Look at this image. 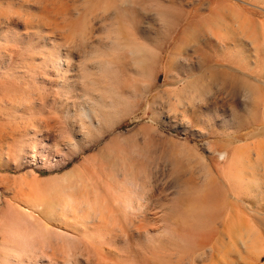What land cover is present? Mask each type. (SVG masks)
Returning a JSON list of instances; mask_svg holds the SVG:
<instances>
[{"label": "rangeland", "instance_id": "1", "mask_svg": "<svg viewBox=\"0 0 264 264\" xmlns=\"http://www.w3.org/2000/svg\"><path fill=\"white\" fill-rule=\"evenodd\" d=\"M144 3L0 0V264H264V0Z\"/></svg>", "mask_w": 264, "mask_h": 264}, {"label": "clouds", "instance_id": "2", "mask_svg": "<svg viewBox=\"0 0 264 264\" xmlns=\"http://www.w3.org/2000/svg\"><path fill=\"white\" fill-rule=\"evenodd\" d=\"M131 2L135 4L136 0H131ZM143 9L146 13H154L161 24L167 23V9L159 3V0H145ZM122 50L127 53L137 67L149 57L156 54L155 49H153L151 45L138 37H135L134 40H130V42L125 44Z\"/></svg>", "mask_w": 264, "mask_h": 264}, {"label": "bare ground", "instance_id": "3", "mask_svg": "<svg viewBox=\"0 0 264 264\" xmlns=\"http://www.w3.org/2000/svg\"><path fill=\"white\" fill-rule=\"evenodd\" d=\"M237 175H238V174H237ZM70 204L72 205L73 208H72V207H66V210L72 212L73 214H78L79 211H80V198H79V199H75V200H74L73 202H71ZM37 206H38V205H36V207H37ZM86 209H87V210H90V209H93V208H92V206H91L90 204H86ZM94 212L96 213V215H99V216H102V215H103V211L100 210V209H96V210H94ZM28 226H29V224H28L27 221H21V222H20V227H21L22 230H24L25 228H28ZM25 230H27V229H25ZM11 233H12L13 235L17 234V235L23 237V236L20 235L19 233H15V232H11ZM74 239H75V241H76L77 243L80 244V247L88 248V245H87L83 240H81L80 237H76V238H74ZM36 241H38V239H36ZM3 257L5 258L6 255H3ZM10 259H11V258H10Z\"/></svg>", "mask_w": 264, "mask_h": 264}]
</instances>
